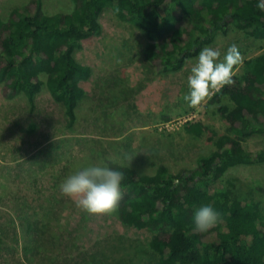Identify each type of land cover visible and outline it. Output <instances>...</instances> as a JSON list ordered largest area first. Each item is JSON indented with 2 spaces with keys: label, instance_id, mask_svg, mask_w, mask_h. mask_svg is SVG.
<instances>
[{
  "label": "trees",
  "instance_id": "trees-1",
  "mask_svg": "<svg viewBox=\"0 0 264 264\" xmlns=\"http://www.w3.org/2000/svg\"><path fill=\"white\" fill-rule=\"evenodd\" d=\"M72 2V12L49 15L41 0H31L0 18L3 96L24 95L34 110L38 95L47 88L64 107L70 128L77 123L85 96L81 82L93 72L75 54L84 41L101 33L100 18L109 9L120 22L143 34L148 42L144 57L160 73L181 71L218 33L226 34L233 27L263 44L261 54L245 59L243 75H234V83L209 100L225 121L226 133L218 134L201 123L187 125L186 131L196 138L209 132L215 148L198 159L196 170L174 174L160 165L148 175L113 160L107 166L123 171L125 177L117 210L110 215L125 226L154 234L148 244L154 264H264L262 203L223 184L236 167L264 164V150L251 153L244 147L256 134H264V12L256 7L257 0ZM205 205L214 207L222 219L210 231L199 233L193 215ZM33 212L38 215L37 209ZM21 228L28 238L27 263L70 264L67 256L49 250L48 245L58 241L50 235L49 224L34 220ZM98 261L95 264H108L107 258Z\"/></svg>",
  "mask_w": 264,
  "mask_h": 264
},
{
  "label": "rangeland",
  "instance_id": "rangeland-1",
  "mask_svg": "<svg viewBox=\"0 0 264 264\" xmlns=\"http://www.w3.org/2000/svg\"><path fill=\"white\" fill-rule=\"evenodd\" d=\"M30 1L0 0V18ZM41 1L49 15L70 13L75 7L72 0ZM100 22L101 33L84 41L75 54L93 72L81 82L85 96L74 127H69L64 107L47 88L31 110L24 95L6 99L0 83V264H29L28 238L21 224L34 220L49 224L50 235L58 239L49 250L67 256L70 264H95L106 258L108 264H154L148 250L154 235L150 230L125 226L110 214L83 211L61 194L60 184L77 168L107 166L108 160L148 175L160 165L174 174L196 170L198 159L215 148L209 132L196 138L186 131L187 125L201 123L226 133V123L217 107L209 105L210 99L196 107L183 99L197 57L181 71L160 73L144 57L148 42L140 31L120 22L111 9ZM232 45L241 54L235 71L241 77L245 59L261 54L263 44L233 27L218 33L206 47L219 50L222 61ZM244 147L251 153L264 150V134H256ZM129 153L133 160L124 158ZM223 184L261 202L264 209V164L236 167Z\"/></svg>",
  "mask_w": 264,
  "mask_h": 264
},
{
  "label": "clouds",
  "instance_id": "clouds-1",
  "mask_svg": "<svg viewBox=\"0 0 264 264\" xmlns=\"http://www.w3.org/2000/svg\"><path fill=\"white\" fill-rule=\"evenodd\" d=\"M256 7L264 12V0H257ZM221 52L205 47L190 68L187 77L188 91L183 99L190 107L200 106L212 95L234 83L236 66L241 63V54L235 45L230 46L220 60ZM133 160V154L124 157ZM124 173L109 166L90 164L77 168L65 177L59 186L62 195L73 199L77 207L89 214H112L117 210L122 196ZM221 214L211 205L194 212V230L205 233L221 222Z\"/></svg>",
  "mask_w": 264,
  "mask_h": 264
}]
</instances>
